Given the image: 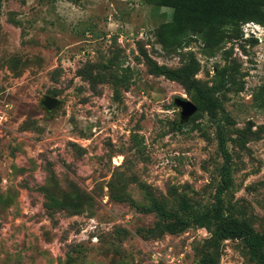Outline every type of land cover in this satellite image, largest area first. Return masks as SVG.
Returning a JSON list of instances; mask_svg holds the SVG:
<instances>
[{"label":"rangeland","instance_id":"obj_1","mask_svg":"<svg viewBox=\"0 0 264 264\" xmlns=\"http://www.w3.org/2000/svg\"><path fill=\"white\" fill-rule=\"evenodd\" d=\"M172 17L145 0H2L0 264H193L208 231L144 238L138 230L157 218L136 206L149 193L173 206V189L209 207L223 163L219 125L234 139L224 210L264 229V26L245 23L214 51L193 35L168 53L159 40ZM139 48L171 68L193 52L196 78L209 84L228 64L233 83L217 95L224 111L180 123L174 100L194 96L150 73ZM87 62L96 74L128 66V85L92 87L77 73ZM46 95L60 106L46 110ZM217 253L218 264H255L239 239Z\"/></svg>","mask_w":264,"mask_h":264},{"label":"trees","instance_id":"obj_2","mask_svg":"<svg viewBox=\"0 0 264 264\" xmlns=\"http://www.w3.org/2000/svg\"><path fill=\"white\" fill-rule=\"evenodd\" d=\"M145 1L148 4L173 9V17L170 22L164 24L165 34L159 40L164 51L168 53H178L179 49L187 47L193 35L201 38L204 47L214 51L220 48L222 41L239 37L243 24L253 22L264 26V0ZM1 2L2 0H0V10ZM138 51L150 73L177 82L188 94L192 93L197 112L190 120L194 121L199 112L207 113L212 119L218 110L224 111V106L217 95L229 90L233 83L232 71L228 64L217 66L214 80L209 84L196 78L200 64L193 52L180 53V65L171 68L158 64L143 48H139ZM129 72L130 68L125 66L109 72L110 75L96 74L90 62L83 64L77 70L78 75L88 81L92 87L101 81H108L114 87H126L129 83L127 76ZM224 119H227L226 116ZM216 137L223 163L220 167V180L214 190L212 204L200 210L186 194L177 193L172 189L170 195L173 206H168V202L149 193V204L136 207L141 212L153 213L157 219L152 227L138 231L144 232L142 233L144 238H156L165 233L178 234L194 226L204 228L208 231L209 237L204 238L194 248L196 260L193 264H218V249L221 243L228 239L241 240L248 259L255 264H264V229L257 231L245 217L235 216L224 210L222 195L232 185V156L226 143L234 139L223 135L220 125ZM62 204H66L65 207H70L68 209L74 212L79 207L78 204L72 202L69 204L62 202L58 205ZM67 263L75 264L73 257L68 256Z\"/></svg>","mask_w":264,"mask_h":264},{"label":"water","instance_id":"obj_3","mask_svg":"<svg viewBox=\"0 0 264 264\" xmlns=\"http://www.w3.org/2000/svg\"><path fill=\"white\" fill-rule=\"evenodd\" d=\"M174 104L180 109V123L187 121L197 112V106L189 99L176 98ZM41 105L48 111H53L60 106V100L54 96H44Z\"/></svg>","mask_w":264,"mask_h":264}]
</instances>
